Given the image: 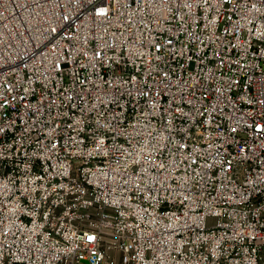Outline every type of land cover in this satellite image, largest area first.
Listing matches in <instances>:
<instances>
[{
	"label": "built area",
	"instance_id": "2783aa9c",
	"mask_svg": "<svg viewBox=\"0 0 264 264\" xmlns=\"http://www.w3.org/2000/svg\"><path fill=\"white\" fill-rule=\"evenodd\" d=\"M0 264H264V0H0Z\"/></svg>",
	"mask_w": 264,
	"mask_h": 264
}]
</instances>
